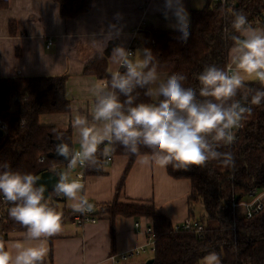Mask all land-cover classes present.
<instances>
[{
  "label": "trees",
  "instance_id": "1",
  "mask_svg": "<svg viewBox=\"0 0 264 264\" xmlns=\"http://www.w3.org/2000/svg\"><path fill=\"white\" fill-rule=\"evenodd\" d=\"M9 0H0V8L8 6ZM63 18L73 17L90 9L93 0H55ZM247 17L251 26L264 27V18L255 24L264 12V0H234L230 6L206 0L199 8L191 9V25L187 28V42H181L180 29L158 30L153 27L143 31L144 49H151L156 57L158 72L167 76L181 74L186 77L185 87H192L199 97L198 76L206 66L215 65L224 69L228 63V51L233 46V35H239L231 27L235 13ZM15 23L9 22L14 32ZM121 72L123 68L119 69ZM85 74L93 73L99 78L111 79L107 69L106 55H96L82 69ZM66 73L51 75L0 76V118L7 122V131L0 136V164L7 163L13 171L38 176L44 170L58 171L66 162L54 157L56 141L60 139L71 145L70 128L60 129L54 125H43L38 121L40 113L68 111L70 102L64 93ZM165 78V79H166ZM264 84L255 79L245 80L233 101L250 108L241 120V127L234 128V142L216 148L221 153H231L234 163L225 166L221 160H212L206 167L191 166L189 170L167 167L175 177H187L191 181L188 196L189 215L203 224L198 232L195 227L174 229L167 215L158 211L151 203L122 202L117 195L124 184L125 176L139 153H150L141 146L136 155L131 154L119 143H104L98 147L95 166L85 164V173H102V165L109 154H128V163L120 176L115 197L100 203L96 209L99 217L108 218L114 230V218L118 214L134 217L147 216L152 220L155 247L152 254L154 264H199L210 253H216L220 264H264V201L263 207L251 217L236 218L231 200L246 195L254 188H264V101L259 106L251 104V98ZM145 89L133 93L134 103H155L145 95ZM13 108L9 109V99ZM123 101L125 97L121 96ZM208 99H212L209 97ZM24 119L20 124L21 119ZM43 159H40V157ZM50 207L61 214V221L69 213L57 208L55 191H51ZM201 202L204 213L199 217L194 212L195 204ZM5 223L0 222V243L5 245L7 232L23 228L9 216L12 206L6 202ZM235 221L236 227H232ZM6 246V245H5Z\"/></svg>",
  "mask_w": 264,
  "mask_h": 264
},
{
  "label": "crops",
  "instance_id": "2",
  "mask_svg": "<svg viewBox=\"0 0 264 264\" xmlns=\"http://www.w3.org/2000/svg\"><path fill=\"white\" fill-rule=\"evenodd\" d=\"M205 2L206 0H93L89 10L63 18L55 0H9L7 7L0 8V76L66 73L64 93L70 102L69 110L40 113L38 121L60 129L70 128L71 146L76 150L79 148V144L74 143L76 134L70 119L65 118H71L79 112L88 116L91 122L89 112L95 103L91 89L94 84L106 80L93 73H83L84 65L103 53L107 58V69L114 71L116 65L113 64L112 53L117 47L126 50L132 47L133 54L129 59H140V53L144 50L143 31L146 28L180 29L182 14H186L189 28L191 9L199 8ZM10 20L15 23L13 33L9 30ZM252 27L264 30L261 26ZM48 38L52 42L47 47L45 43ZM232 47L228 51V63ZM247 79L252 78L245 76V80ZM12 108L13 104L9 102V109ZM144 154L146 153H139L135 157L117 200L151 203L158 211L167 215L173 224L181 223L186 217L192 218L188 211L190 179L175 178L166 168L155 164H141ZM109 155L111 159L106 161L105 158L102 173H85L83 167L77 168L83 173V181L79 182L83 187L78 195L96 209L100 203L111 201L115 197L117 182L129 159L128 154ZM55 172L58 175L66 174L69 181L75 180L76 171L69 170L65 164H60ZM54 199L59 210L69 212L61 221V231L50 237L29 240L24 238L25 228L11 229L5 240L9 250L16 242H21L26 247L42 244L47 249L43 264H114L111 254L126 252L146 242L144 227L152 222L147 216L118 214L114 218L112 231L110 221L105 217L98 216L95 222L76 224L72 220V214L76 212L70 207L74 201L63 196ZM137 221L138 226L135 225ZM144 258L141 253L129 256L127 264H143L147 260ZM204 258L199 264H204Z\"/></svg>",
  "mask_w": 264,
  "mask_h": 264
},
{
  "label": "clouds",
  "instance_id": "3",
  "mask_svg": "<svg viewBox=\"0 0 264 264\" xmlns=\"http://www.w3.org/2000/svg\"><path fill=\"white\" fill-rule=\"evenodd\" d=\"M231 27L239 35L230 37L234 43L228 70L215 65L203 69L198 76L202 100L197 99L194 88L183 85L185 76L172 74L162 80L151 49H144L140 59L132 60L131 52L115 48L112 59L116 69L111 72L110 81L94 84L91 89L95 97L89 112L91 122L79 112L65 118L70 119L79 150L60 139L55 154L68 161L69 169L78 164L95 166L101 144L119 143L133 155L141 146L150 149L141 157L140 163L144 165L187 171L191 166L206 167L222 157L225 166L232 165V154L218 152L216 148L234 142L232 130L240 127L243 114L251 111L238 101L231 102L244 85L245 76L264 84V30L253 28L239 12L234 14ZM180 31L179 40L186 43V14L180 17ZM138 88L145 89V95L156 97V102L134 103L133 93ZM121 96L125 97L123 101ZM262 101L264 90H258L251 104L259 106ZM58 178L53 187L57 196L74 201L70 205L73 212L90 211L92 205L78 195L82 184L69 181L63 173ZM37 181L31 173L13 171L7 163L0 164V197L12 205L9 216L26 229L24 238L29 240L50 237L62 229L61 214L44 202L47 189L44 184L37 185ZM46 255L42 244L26 247L16 242L9 250L0 243V264H43ZM204 264H220V258L209 254Z\"/></svg>",
  "mask_w": 264,
  "mask_h": 264
},
{
  "label": "built area",
  "instance_id": "4",
  "mask_svg": "<svg viewBox=\"0 0 264 264\" xmlns=\"http://www.w3.org/2000/svg\"><path fill=\"white\" fill-rule=\"evenodd\" d=\"M213 3H219L222 5V7L230 6L234 3V0H212ZM261 18L256 20L255 24H259L263 21L264 18V12L262 15H260ZM251 22V21H250ZM248 22V24H251ZM51 39H47L45 45L48 47L51 44ZM127 51L131 52L129 57L133 54L132 47H129ZM229 63L226 64L225 70H228ZM103 82H106V80H103ZM16 97H13L12 100H14ZM24 119L22 118L20 121V124H22ZM241 127V126H240ZM238 127V128H240ZM0 129L3 131V134L7 131V122L0 118ZM233 131V130H232ZM234 133V132H233ZM76 150H79L76 149ZM40 159H43L41 156ZM111 159V155H108L106 157V161ZM84 166V165H83ZM83 166L77 165L75 169H69L68 168V161H66V167L69 170L76 171L75 172V181L82 182L83 181V173L81 171H78L77 168H82ZM263 201H264V188H255L253 190H250L245 196H242L240 198H234L231 200V206L233 211L235 212L236 218L241 216L251 217L253 214L257 213L262 207H263ZM90 204V203H89ZM6 202L0 197V222L5 223V210H6ZM92 205V208L90 211H85L84 213H73L72 214V220L76 224H82L87 221L95 222L97 221L98 215L96 214V208ZM135 225H139V222H135ZM174 229L178 228H192L195 227L198 232H201L203 229V224L199 222L198 220L190 217H186L181 223L179 224H173ZM233 228L236 227L235 221L232 225ZM144 231L146 234V242L143 245L136 246L132 249L127 250L126 252H118L113 253L110 255V258L112 259L114 264H127V259L129 256H134L135 254H139L140 252L146 250L147 248H150L152 251H154V245H155V233L153 230L152 223L146 225L144 227Z\"/></svg>",
  "mask_w": 264,
  "mask_h": 264
},
{
  "label": "water",
  "instance_id": "5",
  "mask_svg": "<svg viewBox=\"0 0 264 264\" xmlns=\"http://www.w3.org/2000/svg\"><path fill=\"white\" fill-rule=\"evenodd\" d=\"M104 52L108 53V50H105ZM2 135H3V131L0 129V136ZM59 142L60 141H58L57 143ZM51 154L56 158H61L62 160H64L62 157H58L55 154V151L52 152ZM58 177H59L58 173L52 170H44L37 176L38 178L37 185L44 184L46 186L47 190L45 192V197L49 195L50 190H53L54 185L58 182L59 179ZM143 264H154L153 257L148 258Z\"/></svg>",
  "mask_w": 264,
  "mask_h": 264
},
{
  "label": "rangeland",
  "instance_id": "6",
  "mask_svg": "<svg viewBox=\"0 0 264 264\" xmlns=\"http://www.w3.org/2000/svg\"><path fill=\"white\" fill-rule=\"evenodd\" d=\"M140 56H141V53H140ZM158 73L160 74L161 79H164V77H166L165 73H163V72H158ZM152 87H155V86L153 85ZM154 98H156V97H154ZM9 102L10 103L12 102V98H10ZM45 199H46V201H49L50 196L48 195L47 197H45ZM202 211H203L202 205L199 202H197L195 205V210H194L195 214L199 217L200 215H202ZM140 253L144 254V257H145L144 259L146 260L152 256L153 251L150 248H147L145 251H142ZM137 255L138 254H135L134 256H137Z\"/></svg>",
  "mask_w": 264,
  "mask_h": 264
},
{
  "label": "bare ground",
  "instance_id": "7",
  "mask_svg": "<svg viewBox=\"0 0 264 264\" xmlns=\"http://www.w3.org/2000/svg\"><path fill=\"white\" fill-rule=\"evenodd\" d=\"M255 189V188H254ZM253 190V189H252ZM236 216V215H235ZM234 222V221H233ZM233 222H232V225H233Z\"/></svg>",
  "mask_w": 264,
  "mask_h": 264
}]
</instances>
